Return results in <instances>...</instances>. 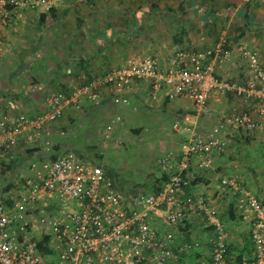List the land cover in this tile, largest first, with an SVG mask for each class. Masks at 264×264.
<instances>
[{"label":"built area","instance_id":"2783aa9c","mask_svg":"<svg viewBox=\"0 0 264 264\" xmlns=\"http://www.w3.org/2000/svg\"><path fill=\"white\" fill-rule=\"evenodd\" d=\"M60 2L0 0V52L6 29L12 23L28 11L52 9ZM226 45L223 33L214 47L192 53L181 50L167 66L146 56L113 67L104 76L75 85L69 92H52L47 98L48 109L38 116L1 112L0 158L18 144L23 131L38 133L68 108H80L86 100L100 103L110 95L116 106L129 105V92L138 81L149 85L153 100L188 97L198 116L208 111L214 90L233 91L246 103L245 110L224 117L214 129V136L187 129L189 134L181 143L178 157L169 152L159 160L165 180L157 191L127 195L115 186L102 164L75 151L58 153L39 180L22 185V190L13 196L1 197L0 264H176L187 252L202 248L200 240L176 245L173 232L199 214L212 230L207 239L210 257L198 264H234L228 254L226 223L203 193L189 191L191 166L211 170L214 156L226 151L229 140L221 131L250 134L260 128L253 113L264 120V65L259 54L240 45L238 49L249 63L245 83L222 80L215 73L214 58L231 59ZM121 120L116 115L108 124L106 138H112ZM185 128L181 121L173 124L177 132L183 133ZM115 140L121 142L119 138ZM221 183L224 189L241 197L244 217L251 218L253 255L250 261L244 258L243 264H264L263 199L233 178L225 176ZM52 198H58L66 208H51L53 216L42 214L51 206ZM43 243L48 253L41 248Z\"/></svg>","mask_w":264,"mask_h":264},{"label":"crops","instance_id":"0c3cea01","mask_svg":"<svg viewBox=\"0 0 264 264\" xmlns=\"http://www.w3.org/2000/svg\"><path fill=\"white\" fill-rule=\"evenodd\" d=\"M55 8L58 16L52 20L53 23L45 22L49 24L46 29H42L44 23L40 22L41 11L38 10L28 11L19 19L31 20L38 17V23H14L6 29V41L0 55L4 54L9 40L16 38V32H21L25 40L29 35L34 36V27H38L40 31L30 48L19 47L20 57L13 60L14 68L8 76L9 85L6 88L0 87V114L9 112L13 115L24 113L32 117L38 116L48 109L47 98L52 92H69L75 85L104 76L113 67L146 56H153L160 65L167 66L171 57L181 50L192 53L214 47L223 33L226 35V49L231 52V59L225 60L222 56L214 58L215 73L220 79L245 83L249 63L239 51L240 45H247L260 53V59L264 63L263 0L251 3H245L244 0H61ZM129 98L136 99L135 110L147 102L150 104L148 110L155 109L157 116L159 111H170L177 117L176 121L183 122L186 127L183 133L179 132L181 139L188 136L187 129L214 136V129L222 123L225 116L246 109L244 98L235 92L214 90L209 99L208 111L198 116L194 114L192 101L186 96L153 100L150 87L144 81L135 83L129 92ZM109 101L112 102L110 95L100 103L86 100L80 108H68L62 117L48 122L38 133L23 131L18 144L0 158V169L3 166L22 165L33 156L30 147H37L33 152L39 160L51 158L63 151H75L94 161L91 154L84 155L82 147L71 146V143L85 141V138L80 137L81 130L78 127L81 125L92 121L89 125L96 130L101 117H95L99 116L98 111L107 108ZM122 106L124 105H120V108L125 111ZM253 114L260 122V128L250 134L230 129L221 131L220 134L229 140L226 151L214 156L211 170H199L193 164L189 172V183L205 180L209 184H218L215 190H220L223 177L237 175L239 166H236V156L239 154L249 163L245 168L249 173L245 177L251 181L257 179L258 182L264 179V120L257 113ZM109 123L105 126V134ZM92 133L88 134L91 138L88 141L93 140ZM156 133L155 138L160 139L162 129L159 127ZM34 138L40 141L35 143ZM231 142L234 143L231 145ZM171 147L173 149L168 147L169 150L162 155L170 152L178 157L181 143L177 153L174 146ZM105 168L115 186L119 187L117 174L113 169ZM108 169H111L115 177ZM32 174L31 182L39 180L45 174V169ZM256 174L262 176V179L256 177ZM160 180H163L162 177ZM121 189L127 195L137 192V188ZM48 208L53 211L51 206ZM179 228L181 231L176 235V245L193 240L207 242L209 232L195 231L194 221ZM208 249V255L204 249L187 252L176 264H198L200 260L210 257L211 247L208 246Z\"/></svg>","mask_w":264,"mask_h":264},{"label":"rangeland","instance_id":"374dc122","mask_svg":"<svg viewBox=\"0 0 264 264\" xmlns=\"http://www.w3.org/2000/svg\"><path fill=\"white\" fill-rule=\"evenodd\" d=\"M29 21L36 24L39 22V19L38 17H33L31 20H18L14 23L24 25L27 22L29 23ZM47 22L50 24L54 21L49 20ZM49 24L44 23L42 29H46ZM39 31L40 29L38 27H34L32 31L35 33L34 36L32 37L29 35L27 38L25 37V40L21 32H16V38L13 37V40L12 38L9 40L4 54L0 55L1 88H6L9 85L8 76L14 68L13 60L20 57L19 53L21 48L19 47L28 46L26 48H30L35 38H37V33ZM9 32L11 35L13 34L11 30ZM260 56L259 53V57ZM262 64L264 65L263 62ZM135 100L134 98H130L129 105L122 106L125 108V111L122 110L120 106H116L113 101H109L107 108L98 111L99 116L95 117L97 119L101 117L98 126L95 128L96 130H94L92 125H89L92 121H90L89 124L85 123L81 125V127H78L81 130L80 137L81 139L85 138V141L81 143H71V146L77 148L82 147L85 150L83 154H91L95 159L93 161L94 163L102 164L107 168L113 169L117 174V184L119 188L131 187L147 192L153 187L154 183L156 184L157 180H160L161 177L162 179L164 178L165 174L159 164V159L163 156L162 154L169 149H173L171 146H174L177 153V148L179 144L182 143L183 139H181V134L173 129V124L177 120L175 115L171 114L170 111L166 113L165 111H159L157 116L155 114V109L148 110L150 104L147 102H144L143 105L135 110L134 106L137 104ZM116 115H120L122 120L120 123L116 124L115 131L112 133V138H106L105 126ZM155 115L157 116L156 121ZM158 123H160V126ZM159 127L164 134L161 133L160 139L155 138L157 134L156 131ZM93 131L94 133H92ZM90 133H92L91 137L93 140L88 141L87 139H91L90 136H88ZM115 138H119L121 142L117 143ZM162 138H164V141H162ZM39 141V139L34 138L35 143ZM168 141L171 142L169 143ZM233 143L234 142H231L230 144L232 145ZM168 147L170 148L167 149ZM29 149L36 151L37 147H30ZM34 154L35 153L32 152L31 155L33 156L25 160L20 166H3L0 169V193L3 198L13 196V193L15 194L21 191L22 185L31 182L30 179H32L33 176L32 172L36 173L39 170L42 171V169H47L52 157L39 160ZM236 157L238 164H236V166H239V170L237 171V175L230 178L237 180L240 185L248 187L264 201V179L260 182H258L257 179H255V181L248 180L245 176L248 175L249 171L245 170V168H247L249 163L246 158H242V154ZM262 160L264 161V158H262ZM215 176H217V174ZM256 177H261L262 179V176L257 174ZM25 180L28 182L26 183ZM189 186L191 193L194 191H196L194 193H203L214 210H216L217 214L224 220L229 230V242L232 245L239 248L244 247L246 243L251 245V218L244 217L241 197L238 194L234 195L228 189L222 187L219 188L220 190L216 191L215 187L219 185H214L212 182L209 184V182H205V180H196L194 183L192 181ZM50 204L54 211L66 208V206L61 204L58 198H52ZM232 204L234 206V218H232L230 210ZM42 212V214L47 216L54 215L50 210ZM192 221L195 223V231H201V233L209 232L208 235L211 234L212 228L206 226L207 221L203 218L202 214L192 216L188 222L192 223ZM180 231V228L173 230L175 235ZM208 237L209 236H207V239ZM208 246L209 243L206 242V240L202 242L201 249H204L207 255L209 254Z\"/></svg>","mask_w":264,"mask_h":264},{"label":"trees","instance_id":"16d2710c","mask_svg":"<svg viewBox=\"0 0 264 264\" xmlns=\"http://www.w3.org/2000/svg\"><path fill=\"white\" fill-rule=\"evenodd\" d=\"M249 3H251V2H249ZM57 16H58V11H57L56 8L47 9V10L44 9L40 13V22L41 23H45L48 20H55L57 18ZM33 151H35V150H31L30 152L32 153ZM56 156H57L56 154L53 155L52 159H54ZM108 170H110V174H112V176H114L113 172L111 171V169H108ZM163 180H165V176H164ZM163 180H157L156 181L157 183L156 184L154 183L153 187L150 190H148V191H157V190H159L161 188ZM137 192H140V190H137ZM141 192H143V191L141 190ZM230 210H231V216H232V218H234L235 215H234V206H233V204L231 205ZM41 248L44 250L45 253H48V249L46 250V248L44 247V243L41 244ZM228 254H229V259L231 261L233 260L234 264H243L244 263V258H247L248 261H250V260H252L251 258H252V255H253L252 242H251V245L246 243V245H244V247H242V248H239V247H236V246H234L232 244H229Z\"/></svg>","mask_w":264,"mask_h":264}]
</instances>
